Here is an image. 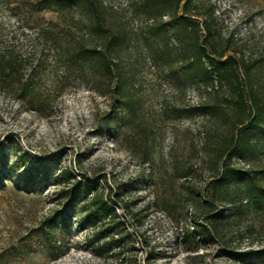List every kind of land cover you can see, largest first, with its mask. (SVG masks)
Instances as JSON below:
<instances>
[{
	"label": "rangeland",
	"instance_id": "374dc122",
	"mask_svg": "<svg viewBox=\"0 0 264 264\" xmlns=\"http://www.w3.org/2000/svg\"><path fill=\"white\" fill-rule=\"evenodd\" d=\"M92 3L101 31L87 9L59 0H0V50L15 68L0 81V264H241L224 250L261 247L264 203H240L233 184L225 193L211 182L227 161L264 186V130L244 133L241 154L220 157L250 96L238 109L227 86L198 88L183 63L197 40L211 56L233 57L264 120V0H191L178 11L191 19L185 30L159 0ZM53 23L63 51L38 38ZM117 35L106 52L111 73L71 50L103 48ZM21 84L29 102L18 98ZM201 102L221 108L203 114ZM54 159L47 178L24 185L27 167ZM61 169L107 195L123 224L114 235H127L120 247L91 241L101 223L80 226V206L64 226L49 225Z\"/></svg>",
	"mask_w": 264,
	"mask_h": 264
},
{
	"label": "trees",
	"instance_id": "16d2710c",
	"mask_svg": "<svg viewBox=\"0 0 264 264\" xmlns=\"http://www.w3.org/2000/svg\"><path fill=\"white\" fill-rule=\"evenodd\" d=\"M61 4H66L70 7H75L78 12L84 14L85 9L92 14V27L95 30L101 31L102 24L100 17L97 15L95 6L92 0H59ZM96 1V0H95ZM162 8L172 6L171 13L173 22L182 26V29L189 27L191 19L188 15H179L180 9L184 10L186 4L191 0H159ZM88 7V8H87ZM84 8V10H83ZM89 14V13H88ZM58 23H53L51 26L41 28L39 30L38 38L52 39L57 42L59 50L63 51L65 45L58 43V33L61 31L58 28ZM162 28L163 24L158 25ZM198 27V24L196 25ZM203 30L206 35H210V24L208 21L202 22ZM120 40V37L113 36L106 46L100 48L99 46L92 48H85L79 46L76 49H71L73 52L82 56L84 59H89L91 64H98V68L103 72L111 73L112 67L106 56L107 48L114 47V45ZM66 51H70L68 47H65ZM193 55L186 58L183 63V72L190 80H192L198 88H222L224 85L230 90V102L238 109H246V99L250 96L252 103L251 109L247 111V117L245 120L239 119L241 125L235 130L229 139L227 145L221 149L220 157L226 155L227 160H230L233 156L241 154L244 149L247 148L250 140L244 133L247 131L264 130L263 117L260 106L257 103L255 92L246 90V85H243L244 81L237 68L236 60L229 56L222 58V54L218 56H211L205 51V47L201 42L194 41L192 43ZM13 54L11 51L0 50V81L6 82V78L10 73L15 72L14 65H12ZM245 74L248 71V67L244 66ZM10 71V72H9ZM10 84V82H9ZM118 88V87H115ZM28 87L25 84H21L18 90V98L22 101L29 102L27 98ZM117 93H120L118 89ZM118 104L121 108H127L129 105L128 100L118 99ZM255 107V108H254ZM198 108L203 114H215L221 108L217 103L201 102ZM57 159L52 161V167H46L43 162H38L32 167H27L26 175L24 176V185H29L35 176H48L51 171L57 169ZM31 166V165H30ZM56 185L58 186L56 195L61 199L60 203L54 208L47 217L49 225L51 227H62L66 224L67 220L71 217V213L77 208L81 207L83 216L79 221L80 226H85L88 222L96 225L100 222L101 225L97 227L92 234L91 241L93 243L101 242L100 246L106 245L109 248H118L121 246V242L124 241L125 236L118 237L114 235L123 228L122 222L118 219V213L116 208L108 201L107 195L97 191L96 185L86 183L83 179L73 174L68 169H61L57 175ZM212 186L214 190L224 191L228 193V189L232 186L237 189L236 196L240 200V203L244 199L255 200L264 203V186L263 184L251 175L248 171L235 169L231 167L227 161H223L221 171L215 179L212 180ZM223 188V189H222ZM192 205L191 203H189ZM101 221H104L102 223ZM227 258L232 261L241 264H264V241L261 247L257 249L235 250L225 249L223 253Z\"/></svg>",
	"mask_w": 264,
	"mask_h": 264
}]
</instances>
